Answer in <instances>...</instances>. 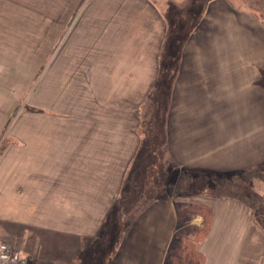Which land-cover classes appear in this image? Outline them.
<instances>
[{
  "label": "crops",
  "instance_id": "0c3cea01",
  "mask_svg": "<svg viewBox=\"0 0 264 264\" xmlns=\"http://www.w3.org/2000/svg\"><path fill=\"white\" fill-rule=\"evenodd\" d=\"M17 1L25 6L36 3L34 12L29 17L15 14L10 24L54 27L49 41H61L58 28L64 27L61 37L69 31L77 44L83 42L80 54L64 55L65 60L54 51L50 72L72 64L74 75H97L89 89L94 84L100 90L93 99H100L104 115L99 117V131L81 141L73 140L81 133H70L67 153L60 159L51 152V161L43 160L42 152L36 154L40 161L33 159L44 147L42 138H51V148H61L60 133L42 131L45 119L35 128L21 129L30 118L21 113L17 126L6 130L11 141L0 154V240L19 243L29 264H40L41 257L54 264H102L81 251L102 232L108 214L116 215L120 197L126 200L131 188L146 187L144 193H134L137 204L124 215L130 220L120 227L125 231L115 246L107 248L104 264H165L180 230L176 208L183 203L212 209L210 230L197 244L204 264H264V181L240 178L253 168L264 173V88L258 84L264 70V17L237 0ZM81 26L86 28L79 31ZM101 36L104 39H97ZM115 39L121 45L139 44L107 58L101 44L99 56L84 53L94 48L92 41L110 44ZM161 46V81L167 96L161 145L151 153L156 154L153 158L146 151L139 161L137 108L159 80ZM110 90L115 97L108 95ZM50 105V112L57 114ZM76 105L93 109L89 97ZM113 106L119 109L107 108ZM170 168L190 177L182 195H164L176 181L175 175L166 178ZM149 172L151 179L145 177ZM157 177L162 180L159 187ZM241 196L257 197L258 209L242 202ZM191 224L202 227V217Z\"/></svg>",
  "mask_w": 264,
  "mask_h": 264
},
{
  "label": "rangeland",
  "instance_id": "374dc122",
  "mask_svg": "<svg viewBox=\"0 0 264 264\" xmlns=\"http://www.w3.org/2000/svg\"><path fill=\"white\" fill-rule=\"evenodd\" d=\"M234 1L236 3L237 1L238 3H242L243 1H245L246 6L250 7L252 10H257L260 15L264 17V0ZM40 2L42 3V1ZM35 5L36 3L33 2H29L25 6L24 2L18 3L17 0H0V55H2V58L0 59V154L2 153V149L4 148V146H6L9 141H11V138H9L5 134L6 130H9L10 128H15L17 126L16 119L21 113L28 114L27 116H30V118L26 119L25 117V119L29 122L25 125L26 127L24 126L21 129H30L31 127L35 128L34 126L38 124V121L45 119L41 126L42 131H52L53 133L57 132L60 133L59 135L62 136L61 138L57 139V144L63 149L56 147L51 148L52 145L50 143V137L42 138V141L40 140L41 143H44V147L38 150L33 155V159L38 162L40 161L39 155L36 156L38 152H42V155L45 156V159L43 160L51 161V152H54L55 155L62 159V155L67 153L65 149L69 148L67 141L72 140L70 138L68 139L67 137L70 135V133L74 132L76 133V135L78 133H81L82 137L73 139L75 141H81L86 140V138H83V136H87V133L91 131H99L103 125L99 121V117L102 114L104 115V110L103 104L100 102V99H93L94 97H98L99 95L100 90L98 89V87H95V85L92 84V89H89L92 77H95L97 75H92V77L91 75L84 76L82 78L80 77V75H74L75 72L72 64H70L66 70H63L61 72L56 71L53 72V74H51L50 72L49 64L52 69L54 68V66H52L50 63V56L52 53H54V51H56L58 55L59 53H61L62 55L59 56V58L63 60H65L63 56L65 55L67 57V54H74L75 56H77L78 53L81 52V48H84L82 41L77 44L71 33L70 36H68L69 31L64 33L63 37H61L63 33L62 28L64 27L58 28V34L60 32L59 39L62 38L61 41H49L46 40V38L51 37L50 32L51 29L54 27L41 26L35 28L36 26H18L10 24L14 21L11 19V17H13L15 14H23V16L26 17H29L28 14L33 15V7ZM104 26H106L105 28L109 29V32H114L112 30V27H109L111 25ZM84 28L86 27L81 26V28H78V30L81 31ZM38 29H40L42 32H38ZM84 39L86 41L90 39V37L84 36ZM97 39L102 40L104 39V36H101ZM86 44L88 45L89 42H87ZM99 44H101L102 46V56L104 58H107L110 57L111 54H115L113 53L114 51L119 54L124 50L123 48L127 47L129 44L131 46H134L138 45L139 43L125 42L121 45V43H118L116 39L115 43L110 44L92 41L90 43V46L94 45V48L84 53H91L94 56H99ZM110 45L112 46V48L109 50L108 47ZM74 46L75 50L72 51ZM162 47L163 46L160 47L159 57V80H156V82L154 83V91L150 93L148 98H145V103L143 102L144 105H140L137 108V114L140 118L139 129L137 130V137L139 136V161H141L146 151H149V155H151V153L158 150V147H160L159 145H161L159 143V139L161 140L160 132L162 130V127H160V121L163 117L164 102H166L167 100L166 92L162 89L161 81V68L162 60L164 57ZM54 59L55 58H53V60ZM55 63L57 65L56 59ZM2 70L4 72H2ZM80 79L81 81H84L83 84H79ZM45 81H49L48 87L44 88L43 90L42 88L37 90V93L35 94L34 90L36 88H39L40 85L44 84ZM123 86L125 88V85ZM124 92V90L121 92L122 95ZM108 95L110 97H115V91H108ZM88 97L90 98V104L93 106V109H91L90 107L76 105L78 101H84ZM52 103L53 108H57V114L55 111L50 112L49 110V107L51 106L50 104ZM46 108H48V110ZM107 108L111 110L119 109L118 106ZM110 112L115 114L114 111ZM42 114L45 115L44 118L40 117V115ZM50 118H52L53 120H50ZM113 123L114 125H116L115 122ZM154 135H158L159 137L155 138V143H153L152 140ZM90 142H92V140H90ZM90 147H94L92 143ZM162 160H164V165L165 158ZM156 174L157 173H155V175ZM150 175V172L146 173L145 177H149L151 179ZM168 175H170L171 177L172 175H175L173 176L174 178L172 180L178 179L180 177H184V180L181 185L182 187L180 188V191L179 189H177L178 191L176 189H173L172 194L165 193L164 195L179 196L184 194V190L187 189V185L190 183V177L186 176L183 172L174 170L172 168L167 171L166 178ZM235 175L238 176V174ZM170 176L168 178H170ZM240 178L244 179L242 173L240 174ZM157 179V187H159L162 180L160 179V177H157ZM142 182L143 180L140 181L139 184H142ZM174 187L175 186H171L170 188L172 189ZM246 187L248 190L252 188L250 185H247ZM141 188H131V190L128 192L126 200H124L123 196L120 197L118 203H116V207L114 208V214L116 215L113 216V213L108 214L102 232L98 236L93 238L90 243H88V247H85L86 249L84 248L81 251L82 256H85L87 259L98 257L102 264L106 262V258L108 257L107 248L109 249L110 244H113L115 246L116 241H119L125 231L124 229L123 231L120 227L123 224L128 223L130 220V215H124L130 212L128 211V209H130L131 206L137 204L138 196L137 193L136 196H134V193L138 189H140L143 193L146 190V187L144 188V190ZM254 190H252V192H250L249 194H253L256 191ZM240 194L242 195L241 192ZM256 200V197H250V204L254 206L257 210L258 202H256ZM121 213L124 214L119 217H116L118 214ZM187 215L188 213L181 212V219L178 220V224H180V231L178 235L186 233V228L188 226H185L183 220H185V217H187ZM198 216L199 215L194 217L196 218ZM255 216H257L256 213ZM59 241H65L67 243L66 240L62 239H59ZM7 243H9L8 245L11 246L13 251H17L19 256L26 260V264H29L28 258L22 255V251L21 249H19V243H16V241H11ZM47 260L48 259L41 257L38 262L40 264L56 263H52V261ZM59 264H63V262H60ZM87 264H91V262H88Z\"/></svg>",
  "mask_w": 264,
  "mask_h": 264
},
{
  "label": "trees",
  "instance_id": "16d2710c",
  "mask_svg": "<svg viewBox=\"0 0 264 264\" xmlns=\"http://www.w3.org/2000/svg\"><path fill=\"white\" fill-rule=\"evenodd\" d=\"M258 84L264 88V70L261 71L260 80ZM155 155H151L153 158ZM152 159L148 161V166L151 165ZM245 181L251 178H258L264 181V173L260 172L259 169L253 168L247 171L242 172ZM246 176V177H245ZM184 177H180L176 179V181L168 186V189L171 186H175L174 188L169 189V193L172 194L173 189H179L182 187ZM222 182V181H221ZM178 191V190H177ZM178 196V195H176ZM250 197L255 196H241V201L250 204ZM256 202L259 203V199L256 197ZM178 218L181 219V212L188 213L187 217H185L184 223L186 228V233L179 234V231L174 235L173 240L168 249V253L166 255L165 264H204V257L198 252L197 244L201 242L208 234L213 213L212 209L209 206L202 204H178L176 208ZM202 217V227H197L191 222L194 220V216ZM182 221V222H183ZM180 226V224H179Z\"/></svg>",
  "mask_w": 264,
  "mask_h": 264
},
{
  "label": "built area",
  "instance_id": "2783aa9c",
  "mask_svg": "<svg viewBox=\"0 0 264 264\" xmlns=\"http://www.w3.org/2000/svg\"><path fill=\"white\" fill-rule=\"evenodd\" d=\"M0 264H26L17 251H13L10 245L0 240Z\"/></svg>",
  "mask_w": 264,
  "mask_h": 264
}]
</instances>
